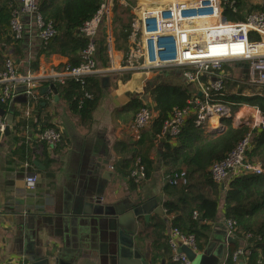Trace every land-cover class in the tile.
<instances>
[{
    "label": "crops",
    "instance_id": "crops-1",
    "mask_svg": "<svg viewBox=\"0 0 264 264\" xmlns=\"http://www.w3.org/2000/svg\"><path fill=\"white\" fill-rule=\"evenodd\" d=\"M13 1L19 5V0ZM117 6L126 7L127 0H117ZM120 15L124 17L123 13ZM112 17L111 8L97 35L95 59L102 68L116 69L123 63L128 39L116 41ZM27 29L22 37L23 49L13 55L20 73L50 75L71 63L68 55L42 51L40 40ZM231 69V76L235 78V67L229 66L230 72ZM104 76L109 78L105 87L100 80L102 76L95 75L98 99L85 120L71 110L53 83L41 85L42 82L36 100L18 87L13 100L5 107L0 106L8 124V130L0 137V264L10 261L31 264L40 259L53 262L58 259V264H110V259L117 254L121 230L129 231L135 247L143 256H149L148 264H173L165 240L172 216L166 213L164 204L178 203L179 196L170 192L164 179L166 170L161 159L164 137L147 148L148 155L154 159L153 170L140 183H129L123 161L130 160L133 153L127 148L136 142L126 127L131 122L133 103H150L153 107L150 92L157 82L170 76L172 83L182 85V79L172 70L147 74L125 70ZM248 108L252 110V118L243 126L249 128L256 115L253 107ZM26 109L29 114L25 113ZM238 120H232V125L239 126ZM214 121L207 128L198 129L212 135L227 126L222 124L215 130ZM45 122L62 133L63 143L57 150L44 148L38 139ZM142 141L149 145L145 138ZM122 145L127 148L122 149ZM28 173L38 177L33 189L25 185L24 177ZM97 198L101 206L110 208L108 214H100L93 207L91 213L84 212V204L90 202L94 206ZM151 200L156 202L155 210L161 208V212L151 210L147 219L143 215L136 217L135 227L128 219L124 223L118 221L137 203ZM223 203L221 199L216 220L205 232L206 244L210 240L207 232L215 234V230H223ZM233 238L235 242L225 246L219 264L241 245Z\"/></svg>",
    "mask_w": 264,
    "mask_h": 264
},
{
    "label": "built area",
    "instance_id": "built-area-1",
    "mask_svg": "<svg viewBox=\"0 0 264 264\" xmlns=\"http://www.w3.org/2000/svg\"><path fill=\"white\" fill-rule=\"evenodd\" d=\"M111 5L110 0H103L92 17L81 25L79 31L88 42L81 52V61L77 66L66 65L50 75L36 76L30 72L20 73L14 59L7 57L3 69H0V102L8 103L13 100L19 86H24V93L36 100L38 88L43 81L63 83L67 78H74L83 82L88 76H104L125 70L146 74L172 70L178 72L183 84L191 87L188 102L191 108L187 106L173 109L162 125L159 135L162 138L177 136L188 120L197 128H207L213 119L218 121V127L228 121L238 120L240 109L246 105L232 111L231 103L221 101L226 96L229 79L235 82L236 88L242 85L256 88L264 86V13H246L243 20L233 21L224 12L230 9L237 13L235 0H135L131 7L134 16L124 60L119 68L112 69L99 67L95 59L96 38L110 13ZM26 28L34 32L41 42H47L57 34L53 24L43 20L39 0H19V5L12 11V34L20 38ZM229 66L235 67V78L231 76L232 69L230 72L227 68ZM245 68L247 77L241 79L238 75L244 74ZM241 94L249 93L244 91ZM152 108L150 103H144L127 124L132 140H139L143 131L150 127L155 116ZM254 111L256 117L253 118L249 131L223 159L209 167L212 180L220 186L242 174L263 172L259 164L248 162L246 157L252 144L251 131L264 127V112L255 108ZM25 113L29 114V110L26 109ZM6 127V119L0 115V137ZM38 139L55 148L62 141V133L56 128H47L39 132ZM130 178L135 183L146 179L139 160ZM164 179L168 185H186L188 182L185 170L165 174ZM24 181L27 188L33 189L38 177L34 173H28ZM222 224L227 235L235 237L234 223L224 218ZM165 235L171 262L191 264L179 247L184 245L196 253L200 252L194 236L183 234L175 226H170ZM247 254L248 250L242 244L229 253L222 264H227L228 260L238 264Z\"/></svg>",
    "mask_w": 264,
    "mask_h": 264
},
{
    "label": "trees",
    "instance_id": "trees-1",
    "mask_svg": "<svg viewBox=\"0 0 264 264\" xmlns=\"http://www.w3.org/2000/svg\"><path fill=\"white\" fill-rule=\"evenodd\" d=\"M102 1L39 0V10L43 20L51 22L57 31V34L49 41H40L41 50L46 53L57 51L62 55H68L71 59L68 65L77 66L81 61V52L88 42L79 29L98 10ZM133 4L132 0H127L126 7H118L117 0H112V25L116 41H126L131 33ZM235 6L237 13L230 9L224 12L226 17L233 21L243 20L246 13H264V4L254 0H235ZM16 7L13 0H0V69H3L7 57L14 59V53H20L19 51L23 49V36L16 38L10 29L12 11ZM122 13L124 17L120 15ZM170 80V76L162 78L150 92V98L154 103L152 109L155 113L150 129L132 144V148L122 145V149L126 147L133 153L130 160L123 161L124 168L127 170L124 175L132 185L134 183L130 174L137 160H139V166L143 167L145 178L151 174L154 159L148 155L147 148L152 146L153 141H159L162 125L170 117L173 109L187 106L191 108L188 103L191 96L189 86L172 83ZM229 82L231 84L228 82L226 84V96L221 101L231 103L232 111H237L240 106L246 105L264 112V86L256 88L242 85L236 88L235 83H232L230 79ZM51 83L56 85L73 112L77 113L81 119H88L99 94L98 78L95 75L88 76L83 82L67 78L63 83L43 81L41 85ZM234 87L236 90H233ZM236 91L237 93H234ZM244 91L249 94H241ZM5 104L0 102L1 107H5ZM133 104L135 105L132 113L130 112V120L144 106L142 102ZM37 105L40 106V103ZM226 125L222 132L208 135L188 120L177 136H165L161 141L163 148L161 159L166 174L185 170L188 176L186 185H167L170 192L179 196V201L178 203L166 202L164 204L166 213L172 216L171 226L178 227L185 235H193L198 250L202 251L206 245L205 232L209 224L216 220L219 201L223 199V216L234 223L235 237L239 244L245 245L248 250V254L243 258L244 263L264 264V127L251 131L252 144L246 152L248 162L259 164L263 169L262 174H242L230 179L226 187L222 189L212 180L209 167L223 159L249 131L246 126H233L231 121L226 122ZM47 128L55 127L50 122H45L40 132ZM144 138L149 143L148 146L143 143ZM40 142L47 149V143ZM62 143L63 141L54 150L59 149ZM227 264L233 263L228 260Z\"/></svg>",
    "mask_w": 264,
    "mask_h": 264
},
{
    "label": "water",
    "instance_id": "water-1",
    "mask_svg": "<svg viewBox=\"0 0 264 264\" xmlns=\"http://www.w3.org/2000/svg\"><path fill=\"white\" fill-rule=\"evenodd\" d=\"M236 70V69H235ZM246 68L244 70V74L238 75L241 79H246L247 75ZM102 86L105 87L108 85L109 78L107 76H102L100 78ZM152 83V82H151ZM20 89L24 90V86H19ZM44 90H48V88H44ZM17 99V98H16ZM0 115H3V110L0 108ZM252 118V115L250 112L245 111L242 112L239 117V126H243L247 121H249ZM220 127L216 126L214 128L215 130H219ZM213 129V130H214ZM8 130V124L6 127L5 132ZM159 154V153H158ZM224 184L221 185V188L224 189ZM94 208L97 212L100 214L105 213L108 214L111 210L108 207L101 206V201L99 198L95 201V205L93 206L92 203L86 202L84 204V212L85 213H91V208ZM156 202L154 200L147 201L144 203H137L134 205L130 211H128L126 214L122 215L118 221L120 223H124V219H128L131 222V226L135 227V219L136 217L143 215L145 219L148 218L150 211L154 210V212H161L160 210L156 209ZM223 227L222 232L215 230L214 233H221L222 236H218L215 234H211V232H207V236L210 237V240L205 245L204 249L198 253L194 252L190 247L180 245L179 250L183 252L187 258L191 261V264H219L223 257L225 246L229 243L235 242V239L229 235H227V232ZM132 231V230H130ZM129 231H123L121 230L119 232L118 237V247H117V254L116 256L112 257L109 261L110 264H148L149 256L145 255L143 256L138 248L135 247V241L128 233ZM58 259L55 260V262L50 261L48 259H40L32 262L31 264H58ZM238 264H245L243 260H240Z\"/></svg>",
    "mask_w": 264,
    "mask_h": 264
},
{
    "label": "rangeland",
    "instance_id": "rangeland-1",
    "mask_svg": "<svg viewBox=\"0 0 264 264\" xmlns=\"http://www.w3.org/2000/svg\"><path fill=\"white\" fill-rule=\"evenodd\" d=\"M257 1H258V0H256V2H257ZM259 2H262V3L264 4V1H263V0H260ZM227 68H229V67H227ZM241 109H242V108H241ZM248 109H249L248 107H244V108L241 110V113H242V112H245V111H248V112H251V111H252L251 109H250L251 111L248 110ZM250 122H251V121H250Z\"/></svg>",
    "mask_w": 264,
    "mask_h": 264
},
{
    "label": "bare ground",
    "instance_id": "bare-ground-1",
    "mask_svg": "<svg viewBox=\"0 0 264 264\" xmlns=\"http://www.w3.org/2000/svg\"><path fill=\"white\" fill-rule=\"evenodd\" d=\"M239 117H240V115H239ZM239 117H238V118H239ZM214 122L216 123V122H218V121L215 120ZM213 124H214V123H213Z\"/></svg>",
    "mask_w": 264,
    "mask_h": 264
}]
</instances>
